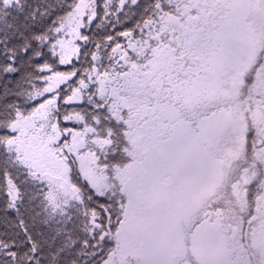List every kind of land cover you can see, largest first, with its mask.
Here are the masks:
<instances>
[{"label":"snow or ice","instance_id":"snow-or-ice-1","mask_svg":"<svg viewBox=\"0 0 264 264\" xmlns=\"http://www.w3.org/2000/svg\"><path fill=\"white\" fill-rule=\"evenodd\" d=\"M0 264H264V0H0Z\"/></svg>","mask_w":264,"mask_h":264}]
</instances>
